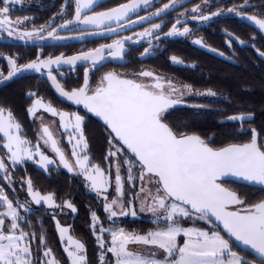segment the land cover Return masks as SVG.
<instances>
[{"label": "snow or ice", "instance_id": "obj_1", "mask_svg": "<svg viewBox=\"0 0 264 264\" xmlns=\"http://www.w3.org/2000/svg\"><path fill=\"white\" fill-rule=\"evenodd\" d=\"M102 2L75 0L72 19L65 18V10L69 6L65 4L61 10V23L54 26L56 18L53 17L48 24L29 29L26 26L28 17L13 19L11 15L12 6L21 0H0V32L24 42L82 40L87 35L118 33L135 24L161 18V22L151 23L141 32L72 56L60 54L44 58L40 53L23 65H18V57H8L10 70L7 77L0 73V78L11 79L26 71L41 73L46 70L47 78L59 96L75 105H82L87 112L101 118L110 129L111 138L110 148L104 157L105 166L102 167L89 155V144L82 127L84 117L76 112L58 110L51 102H45L37 93L30 92L28 95L35 99L27 113L34 120H43V116L37 117L41 109L51 117H58L60 135L70 146V152L66 153L61 140L48 124H41L37 133L39 139L33 144L24 135L14 113L0 106V147L6 150L4 156H0V173H5L4 179L11 185L12 176L6 159L13 166L34 161L49 171V166L57 164V159L47 155L42 150L43 145L58 158V166L83 177L85 185L102 198L103 209L112 225H116L121 217L130 215L135 218L138 215L137 202L139 212L152 214V223L157 227L140 234L118 225L105 228L93 212L91 227L102 250L98 256L99 264H250L245 256L233 250L231 238L253 250L259 264H264V199L248 204L237 191L224 183L235 178L264 186V142L258 139L257 131L251 129V138L247 142L213 147L200 135L174 130L167 122L166 113L181 104V98L190 94L192 87L183 85L181 88L152 71L137 74L150 78L149 82L110 71L94 88L90 86V72L108 58H123L126 42L139 43L148 38L159 40L157 33L163 27V17L183 0H169L162 7L148 15H138L136 19H132V15L141 8L151 7L154 0H126L117 6L96 11ZM204 2L209 3V0ZM249 7L256 5L244 0L240 6L227 11L240 15ZM187 11L176 18L166 36H187L192 32L186 23ZM190 11L196 13L191 15V19L200 22L224 15L222 9L205 14L199 5ZM258 16H264V12L241 15L240 18L264 31V19ZM63 31L78 34L60 35ZM152 39H148L149 47L142 55L151 54ZM193 43L204 46L202 39ZM170 59L173 63H183L176 56ZM79 62L85 63L83 85L67 91L57 76L62 74V66L67 65L74 70ZM196 94L217 95L211 89ZM227 119L243 124L250 117L238 114ZM22 183L27 185L31 203L61 210L66 207L73 213L77 212L71 201L57 204L54 193L43 194L37 190L30 177ZM0 208L4 209L0 211V264H63L54 254L43 231L37 236L34 231L26 229L31 221L21 214V209L25 213L32 211L29 201L11 199L0 187ZM52 218L55 220V215ZM197 220L205 221L211 228L184 226L188 221L195 225ZM217 222L228 238L221 234ZM56 228L68 264H91L85 244L69 234L70 226H63L57 220ZM105 233L109 234L110 240L104 239ZM37 240L39 243L34 247ZM134 245L141 247L133 249L131 246Z\"/></svg>", "mask_w": 264, "mask_h": 264}, {"label": "trees", "instance_id": "obj_2", "mask_svg": "<svg viewBox=\"0 0 264 264\" xmlns=\"http://www.w3.org/2000/svg\"><path fill=\"white\" fill-rule=\"evenodd\" d=\"M52 13L53 10L49 11V14ZM172 53L182 55L186 61L192 60L185 55V50L183 51L179 47ZM209 60L211 59L201 58L199 61H204V63L196 70L174 65L170 58L159 63V70L172 76L180 83L191 85L192 89L196 91L205 92L211 89L217 94L215 97L202 95L203 101L207 102L208 106H203L198 111L182 105L170 109L166 113L167 122L178 132L186 134L197 132L213 147L247 142L251 138V129H255L259 133V140L264 142V64L259 65L252 61L241 60L236 65L222 62L219 67ZM102 75V69L98 70L95 75V83L99 82ZM61 83L69 91L70 87L81 85L82 76L77 80L72 75L66 81L61 80ZM30 92L37 93L38 97L51 102L56 108L80 113L84 117L83 132L89 144V155L93 158L94 163H99L102 167L105 166L104 157L110 148V130L87 113L83 107L61 101L40 75L26 73L17 76L0 89V106L14 113L22 125L24 135L30 141L35 142L39 139L37 133L40 130L38 122L26 111L35 99L28 95ZM237 114H251L252 118L243 124L237 121H225L226 118ZM11 169L14 177L12 190L9 188L12 185H9L8 181L0 176V183L5 185L10 192L14 190L16 193H20L26 186L22 181L30 177L37 190L44 194L54 193L56 201L59 203L68 200L74 204L77 209L74 215L59 212L58 216L63 223L70 226L73 235L85 244L87 257L91 264H96L99 247L91 227V214L97 213L104 225H107L108 221L100 199L88 191L83 177L69 173L57 166H50L49 171H45L34 162L15 165ZM225 183L237 191L248 204L264 199L263 188L231 180H227ZM52 214L45 206L35 207L26 216L31 221L30 225H26V229L34 231L37 236L43 231L47 235L54 254L63 261V264H68ZM149 223L145 219H126L120 223L116 222V225L124 227L127 231L144 233L149 230L151 226ZM189 224L193 225L192 221H188ZM195 225L202 228L211 227L210 224L200 220H197ZM222 234L228 238L225 233L222 232ZM38 243V240L35 241L33 246L36 247ZM232 244L249 258L259 262V259L251 253L242 251L233 242ZM40 255L42 256V252Z\"/></svg>", "mask_w": 264, "mask_h": 264}, {"label": "flooded vegetation", "instance_id": "obj_3", "mask_svg": "<svg viewBox=\"0 0 264 264\" xmlns=\"http://www.w3.org/2000/svg\"><path fill=\"white\" fill-rule=\"evenodd\" d=\"M125 2L126 0H107L96 7L95 10H106ZM168 2L169 0H154V4L151 7L148 9L141 8L138 13L133 14L131 18L136 19L138 15H148L150 12L155 11L158 7H162L163 4ZM243 2L244 0H209V3H205L204 0H183L182 4H178L163 17V27L157 33L160 39L155 40L148 38L152 39L150 55H142L145 48L149 47L148 39L142 40L139 43L126 42L123 58H108L102 65H98L94 71L90 72V86L94 88L97 85V83H95V75L98 70L102 69L103 75L112 71L126 76L127 78L143 80L144 82H149L150 78H142L137 74L141 71L148 70L165 79L172 80L174 84L182 88L184 84L159 70V63L172 56H176L183 61V63L177 64L173 63L171 60L174 65L189 67L193 70L203 65L204 61H199L201 58H210L211 60H209V62L215 63L219 65V67L222 62L236 65L239 64L241 60L246 62L252 61L254 64L259 65L264 64V56L261 55V53H264V34L259 31L257 27H254L253 24H250L248 20L240 18L241 15L247 16L264 12V7H260L264 5V0H250L251 4L256 5V7L244 9L240 15L236 12L228 13L227 10L229 8H233L234 6L238 7L243 4ZM65 4L69 5L65 10V18L72 19L74 16L75 0H21V3L12 6L11 15L13 19L28 17L29 23L26 26L29 29L33 26L39 28L41 25H46L53 17L56 18L54 21L55 26L61 23V10L65 7ZM196 5H199L205 14H210L222 9L224 10V15L213 17L204 22L192 20L191 15H196V13H191L190 10ZM52 10L53 13L49 14V11ZM186 10H188L186 13L188 16L186 23L187 26L192 29V32L187 36H166L165 33L171 29L176 18ZM258 18L264 19V16H258ZM158 22H161V18H154L153 21L143 24H135L132 28H125L122 32H118L109 37L93 38L97 35H87L82 40L65 39L54 41L48 39L44 41L33 40L24 42L19 39L8 38L6 33L0 32V56L3 57L0 58V73H2V77L8 74L10 70L7 60L8 57H18V65H23L35 59L40 53H42L44 58H48L49 56L55 57L60 54H64L65 56L73 55L81 51L95 49L100 45L110 44L114 39L141 32L145 28L150 27L151 23ZM178 27L180 26L178 25ZM59 34L77 35L78 33L63 31ZM196 39H202L204 46L193 43ZM56 42H60L61 44H55ZM177 47L183 51L185 50V55L192 60L186 61L182 55L173 54L172 52ZM212 49L223 53L228 59L216 56L212 53ZM84 69L85 66L77 67L74 70H63L62 74L58 75V78L61 82V80L66 81L72 75H74L77 80L82 76L81 85L70 87L69 91H71L83 85ZM62 85L64 86L63 83ZM197 92L200 91L192 89L190 94H185L181 98L182 101L187 102L186 106L192 107L196 109V111L202 109V107H196L197 105L208 106V103L203 101L204 98H202V95H197ZM193 133L200 135L197 132H192L190 134ZM225 185L230 187L227 183H225Z\"/></svg>", "mask_w": 264, "mask_h": 264}, {"label": "rangeland", "instance_id": "obj_4", "mask_svg": "<svg viewBox=\"0 0 264 264\" xmlns=\"http://www.w3.org/2000/svg\"><path fill=\"white\" fill-rule=\"evenodd\" d=\"M181 87V86H180ZM44 100V99H43ZM45 102H48V101H46V100H44ZM55 107V106H54ZM58 110H63V109H59V108H57ZM63 111H66V110H63ZM66 112H69V113H72V112H70V111H66ZM76 113H78V112H76ZM79 115H81L80 113H78ZM40 116H43V120H41V119H39V118H36L35 120L38 122V124H39V127H41V124L43 123V124H48V125H50L51 126V128H52V130H53V132H54V134L56 135V137L57 138H59L60 140H61V144H62V146H63V148H64V150L66 151V153H69L70 152V146H68L67 145V142H66V140L63 138V137H61V135H60V132H59V118L58 117H51L50 116V114H48V113H45V112H43V110L41 109V110H39L38 112H37V117H40ZM82 116V115H81ZM55 121V123H53ZM83 127V126H82ZM37 141H35V142H32L33 144H35ZM42 150L43 151H45V153L47 154V155H49L50 157H53V158H55V159H57V164H53V165H50V166H57V167H62V166H58V158H56L55 157V154L54 153H52L48 148H46V147H43V145H42ZM0 153H1V156H4V154L6 153V150L5 149H0ZM5 159H6V157H5ZM25 162H34V161H24V163ZM6 163H8V167H9V171L11 172V176H12V187L10 186L9 188L12 190L13 189V179H14V177H13V171H12V169H11V167H13V165H11V163L9 162V161H7V159H6ZM34 163H36V162H34ZM36 165L39 167V168H41L37 163H36ZM49 166V167H50ZM41 169H43V168H41ZM44 170V169H43ZM0 187H3L4 189H5V191L8 193V195H9V197L11 198V199H19L21 202H23V201H25V200H27V201H29L30 202V205H31V208L32 209H34L35 207H40V206H37V205H35L34 203H31V200H30V197L28 196V194H27V185L24 187V189H22V191H20V193H16L14 190H13V192L11 191H9V189L5 186V185H3V184H1L0 183ZM88 188V187H87ZM88 191L89 192H91V193H93V194H95L99 199H100V203H101V205H102V207H103V203H104V201L102 200V198L101 197H99L95 192H93V191H91L89 188H88ZM110 191H112V190H110ZM44 194V193H43ZM114 194V193H113ZM109 199H111V196L109 197ZM56 203L57 204H63V203H59V202H57L56 201ZM45 207H47L46 205H44ZM48 208V207H47ZM4 209L3 208H0V211H3ZM48 210H50L53 214L52 215H55V221H59L60 222V224L61 225H63V226H68L67 224H65V223H63L61 220H60V218H59V216H58V213L60 212V213H72L73 215L76 213H73V212H71V210L70 209H68V208H63L62 210L61 209H57V208H48ZM104 210V209H103ZM136 210H137V212H138V215L135 217V218H133L132 216H126V217H121L117 222H119L120 223V221H122V220H126V219H145V220H147L148 222H150L149 223V225H151L150 226V228H149V230L150 229H154L155 227H157V225L156 224H153L152 223V220L154 219V217L152 216V214L151 213H147V212H143V213H141V212H139V204H138V202L136 203ZM31 212V211H30ZM30 212H27V213H25L24 211H23V209H21V214L22 215H24V216H27V214H29ZM104 213H105V216H106V220L108 221V223H107V225H104L103 223H102V220H101V218L99 217V219H100V222L103 224V226L105 227V228H107V227H109V226H117V225H112V222L111 221H109L108 219H107V213L104 211ZM97 214V213H96ZM201 222H203V221H201ZM159 223V222H158ZM119 226V225H118ZM184 226H186V227H188V226H196V225H188V223L187 224H185ZM120 227H122V226H120ZM196 227H200V226H196ZM124 228V227H123ZM202 228V227H201ZM211 228V227H210ZM204 229H209V228H204ZM93 230V229H92ZM96 231L98 232L99 231V228L97 227V229H96ZM148 231V230H147ZM146 231V232H147ZM146 232H144V233H146ZM144 233H140V234H144ZM69 234L70 235H72L75 239H78L77 237H75L74 235H73V233L71 232V230H70V232H69ZM221 234H222V232H221ZM223 235V234H222ZM95 236V235H94ZM104 239L105 240H110V236H109V234L108 233H105L104 234ZM181 239V241H182V237L180 238ZM78 240H80V239H78ZM81 241V240H80ZM82 242V241H81ZM133 249H138V248H140L141 246H131ZM232 247H233V250H236L237 252L239 251V250H237L234 246H233V244H232ZM102 250L99 248V251L97 252V262H96V264H99V262H98V256H99V254H100V252H101ZM240 253V255H242V256H245L247 259L249 258L248 256H246L245 254H243L241 251L240 252H238V254ZM110 255V254H109ZM258 264H259V262H258Z\"/></svg>", "mask_w": 264, "mask_h": 264}, {"label": "water", "instance_id": "obj_5", "mask_svg": "<svg viewBox=\"0 0 264 264\" xmlns=\"http://www.w3.org/2000/svg\"><path fill=\"white\" fill-rule=\"evenodd\" d=\"M105 1H107V0H103V2H105ZM102 2V3H103ZM249 22V21H248ZM250 23V22H249ZM250 24H252V23H250ZM263 34H264V31H261ZM116 33H113V34H106V35H97L96 37H93V38H105V37H109V36H112V35H115ZM55 44H61L60 42H56ZM101 46V45H100ZM99 47V46H98ZM97 48V47H96ZM212 53L213 54H215L216 56H218V57H220V58H224V59H228L224 54L223 55H220V53L221 52H218V51H212ZM78 54V53H77ZM73 55H75V54H73ZM68 56H72V55H68ZM7 58V57H6ZM82 66H85V63H83V62H79L76 66H75V68H77V67H82ZM68 69H70L69 68V66H67V65H64V66H62V68H61V72L63 71V70H68ZM26 73H29V74H33V75H40L43 79H45L46 81H47V83L49 84V86H50V88L53 90V92L55 93V95L61 100V101H63V102H66V103H70V104H74V103H72V102H70V101H67L65 98H63V97H60L59 96V94L55 91V89H54V87L52 86V84H51V81H49L48 80V78H47V75H46V70L45 71H42L41 73H37V72H35V71H26V72H23L22 74H26ZM18 76V75H17ZM17 76H15V77H13V78H11V79H3V78H0V89L1 88H3V87H5L7 84H9L10 82H12ZM4 77H7V75L6 76H4ZM57 79H58V82H60V80H59V78H58V76H57ZM61 83V82H60ZM61 85H62V83H61ZM63 86V85H62ZM64 87V86H63ZM65 90H67V89H65ZM68 91V90H67ZM75 105V104H74ZM179 105H183V106H186L187 105V102H185V101H183L181 104H178V105H176V106H179ZM77 106H81V107H83L82 105H77ZM175 106V107H176ZM200 107H203V106H200ZM83 109H84V107H83ZM86 112H87V110L86 109H84ZM87 113H89V112H87ZM91 116H93L94 118H96L98 121H100L102 124H104V122H103V120L101 119V118H99V117H97V116H95L94 114H92V113H89ZM238 115V114H237ZM245 116H249L250 117V119L252 118V115L251 114H244ZM233 116V115H232ZM249 120V119H248ZM225 121H227V122H229V121H231V120H228L227 118L225 119ZM232 122H236V121H232ZM105 125V124H104ZM106 126V125H105ZM107 127V126H106ZM110 130V129H109ZM258 133V132H257ZM259 134V133H258ZM258 139H259V135H258ZM63 168V167H62ZM64 169V168H63ZM64 170H66V169H64ZM67 171V170H66ZM0 176L4 179V176H5V173H0ZM5 180V179H4ZM228 180H231V181H234V182H237V183H243V184H248V185H252V186H256V187H260V188H263L264 189V186H260V185H254V184H249V183H247V182H244V181H241V180H238V179H235V178H229ZM226 186V185H225ZM227 187V186H226ZM233 190V189H232ZM217 225L219 226V228L221 229V231H222V225H219V223L217 222ZM223 232V231H222ZM224 233V232H223ZM226 234V233H225ZM232 239V242L239 248V249H241L242 251H245V252H249V253H251L254 257H256L257 258V255L254 253V251L253 250H251L250 248H247L246 246H243V245H241V244H239L238 242H236L235 240H234V238H231ZM258 259V258H257Z\"/></svg>", "mask_w": 264, "mask_h": 264}, {"label": "crops", "instance_id": "obj_6", "mask_svg": "<svg viewBox=\"0 0 264 264\" xmlns=\"http://www.w3.org/2000/svg\"><path fill=\"white\" fill-rule=\"evenodd\" d=\"M240 252V251H238ZM240 254V253H239ZM248 260L250 261V264H258V261H256L255 259L253 258H248Z\"/></svg>", "mask_w": 264, "mask_h": 264}]
</instances>
